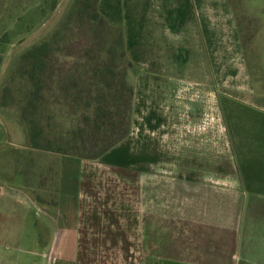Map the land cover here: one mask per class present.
I'll use <instances>...</instances> for the list:
<instances>
[{"label":"crops","instance_id":"obj_1","mask_svg":"<svg viewBox=\"0 0 264 264\" xmlns=\"http://www.w3.org/2000/svg\"><path fill=\"white\" fill-rule=\"evenodd\" d=\"M97 11L138 70L129 132L96 159L55 156L46 200L0 164V264H151L167 169L146 157L167 155V132L151 130L167 117L140 109L176 108L185 90L222 100L230 151L216 171L209 147L175 145L173 264H264V0H97Z\"/></svg>","mask_w":264,"mask_h":264},{"label":"rangeland","instance_id":"obj_2","mask_svg":"<svg viewBox=\"0 0 264 264\" xmlns=\"http://www.w3.org/2000/svg\"><path fill=\"white\" fill-rule=\"evenodd\" d=\"M94 6V0H0V164L6 165L1 172L7 180H11L15 171L18 173L21 169L24 188L39 200H46L52 195L54 157L63 155L55 151L73 152L81 147L83 141H89L87 134H90L88 137L98 134L91 128L86 130L83 117L91 116V110H85V95L78 99L79 93L88 85H94L90 96L93 107L97 106L95 99L100 95L105 96V103L102 102L101 106L111 104L115 83L124 75L122 78L126 86L133 89L134 96L138 70L129 60L131 67L119 59L121 50L116 45V29L113 26L97 28V23L90 22ZM44 41L48 43L46 75L50 79L45 81L37 101L30 52ZM105 68H110L108 74H105ZM111 74L119 76L114 79ZM103 82H108L111 88H106ZM74 99H78L77 103L73 102ZM177 100L180 104L176 108L140 109L145 115L149 111L153 115L157 112L160 120L164 111L167 117L164 130L162 122L151 127L157 133L167 132V155H162L163 147L159 149L156 146V152L161 154L146 157L150 164L167 169V186L161 187L160 193L159 188L155 191L157 195L165 196L167 222L166 227L162 221L160 223L164 236H156V244L149 246L151 264H163V261L173 264L175 259V145L182 143L185 147L197 143L198 147H209L216 171L222 168L230 151L222 100L216 95L211 98L187 90L179 93ZM131 120L132 106L130 123ZM126 128L123 126L122 130ZM119 134L120 131L108 133L107 137L114 139ZM33 139L38 148L32 147ZM72 139V144L76 146L74 149L69 144ZM97 144L94 149L88 147L86 150H91L88 153H98L102 143ZM190 158L188 154L182 156L184 163ZM198 159L206 162L207 158L200 155ZM231 164L233 166V160ZM221 174V171L215 173L216 184L222 179ZM205 209V204L200 205L197 230L202 243H206ZM158 224L152 221L153 232L159 231Z\"/></svg>","mask_w":264,"mask_h":264},{"label":"trees","instance_id":"obj_3","mask_svg":"<svg viewBox=\"0 0 264 264\" xmlns=\"http://www.w3.org/2000/svg\"><path fill=\"white\" fill-rule=\"evenodd\" d=\"M95 6L94 11L89 16L90 22L97 23V28L103 27H112L109 25L99 14L97 11V0H94ZM117 31V41L116 45L118 48H120V54L119 59L124 60L128 66L131 67V63L126 58V54L124 51V41H123V34L122 29L119 27H114ZM30 54L32 55L31 59V72H32V79H33V85L35 87L34 94L35 99L38 101L39 94L44 89L45 81L50 79L49 75H46V69L48 65V43L47 41H44L40 43L38 46H35ZM113 63L116 61L112 59ZM117 66H113V68H116ZM110 68H105L104 72L105 74H108ZM112 70V69H111ZM104 74V75H105ZM112 78L117 79L119 75L117 74H111ZM124 76V75H122ZM120 77V81H117L115 83V88L112 92V103L106 104L101 106L102 102L105 103V96L100 95L96 97L95 103L97 104L96 107H93V102L90 100V96L93 92L92 88L94 85H88L86 90H83L79 93V98L81 95H85L86 102L84 104L85 110H91L90 115L91 116H84L83 122L85 123L86 130L88 128H91L96 131L98 134L94 135L92 134L90 137H88L90 134H87V138H89V141H83L81 147L77 148L73 152H69L67 150L62 151H55L59 154L63 155H70L78 158L83 159H96L99 156L103 155L105 152H107L109 149H111L113 146H115L117 143H119L122 139H124L130 128V114H131V106H132V99H133V89L131 87L126 86V83L124 82V78ZM106 88L110 89L111 85L108 82L102 83ZM78 99H74L73 102L77 103ZM112 110V112H111ZM92 118V120H91ZM123 126H127L125 130H122ZM102 131V132H101ZM120 131V134L112 139L110 136L107 137V134L111 133L114 134L115 132ZM101 132V135L99 133ZM81 133H84L83 130H81ZM73 139L69 144H71V148L74 149L76 146L72 144ZM101 142L102 147L99 150L98 153H88L91 150H86L88 147L89 149H94L98 146L97 143ZM33 148H38V143L35 139L32 140L31 143Z\"/></svg>","mask_w":264,"mask_h":264}]
</instances>
